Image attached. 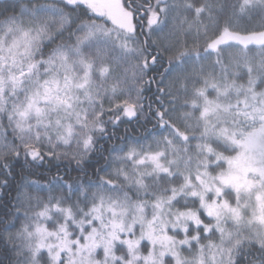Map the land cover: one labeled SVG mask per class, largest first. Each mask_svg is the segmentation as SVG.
Segmentation results:
<instances>
[{
    "label": "snow or ice",
    "instance_id": "1",
    "mask_svg": "<svg viewBox=\"0 0 264 264\" xmlns=\"http://www.w3.org/2000/svg\"><path fill=\"white\" fill-rule=\"evenodd\" d=\"M0 264H264V0H0Z\"/></svg>",
    "mask_w": 264,
    "mask_h": 264
}]
</instances>
